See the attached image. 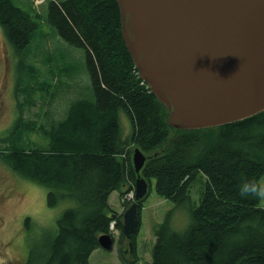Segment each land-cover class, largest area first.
I'll return each mask as SVG.
<instances>
[{"label": "trees", "instance_id": "trees-1", "mask_svg": "<svg viewBox=\"0 0 264 264\" xmlns=\"http://www.w3.org/2000/svg\"><path fill=\"white\" fill-rule=\"evenodd\" d=\"M44 2L41 16L30 2L24 10L12 0H0V28L19 55L21 71L15 87L20 114L9 132L0 135V159L46 188L49 207L66 205L55 237L43 243L42 263L90 264L98 238L109 234L113 219L118 241L124 238L134 250L138 228L125 237L124 212L117 214L108 204L112 192L122 196L135 186L133 147L147 155L139 173L147 191L153 185L159 197L183 205L191 218L187 228L177 232L173 209L165 214L155 231L149 264H264L262 198L240 194L247 181L263 189L264 111L218 127L175 129L166 121L165 107L138 76L122 40L116 0ZM40 22L53 30L52 36L85 55L89 91L69 102L58 121L50 110L42 111L41 122L22 116L37 99L44 103L49 80L55 77L54 67L48 70L47 64L58 51L51 56L43 50L46 70L34 64L40 61L27 59L39 53L46 40ZM55 67L67 78L76 71L61 60ZM121 113L127 117L128 134L122 131ZM195 184L200 187L193 200Z\"/></svg>", "mask_w": 264, "mask_h": 264}, {"label": "water", "instance_id": "water-1", "mask_svg": "<svg viewBox=\"0 0 264 264\" xmlns=\"http://www.w3.org/2000/svg\"><path fill=\"white\" fill-rule=\"evenodd\" d=\"M122 40L137 70L167 110L169 126L199 130L264 111V0H116ZM145 156L132 153L134 202L122 234L139 226V176ZM110 250V234L98 238Z\"/></svg>", "mask_w": 264, "mask_h": 264}, {"label": "rangeland", "instance_id": "rangeland-1", "mask_svg": "<svg viewBox=\"0 0 264 264\" xmlns=\"http://www.w3.org/2000/svg\"><path fill=\"white\" fill-rule=\"evenodd\" d=\"M12 1L24 10L28 9L30 2L33 9L41 16L44 13L43 3L45 0ZM39 31L46 37L40 47L41 54L39 52L27 59L31 58L33 62L40 61L39 64L36 62L34 64L46 70L44 66L47 58L41 57L43 50L48 49L51 56L58 51L50 59L51 64H47L48 70L50 65L54 67L52 71L55 77L49 80L50 90L44 96V103L41 99H37V105L35 104V107H31L30 111L21 115L26 119L28 117L41 122L43 120L42 111L50 110L51 118L58 121L64 118L69 102L83 95L85 97L89 91L90 84L85 69V55L81 49L70 47L59 40L58 36H52L53 30L50 27L47 28L42 22H40ZM57 60L73 64L76 69L75 73L69 78L63 75L59 76L57 67H55ZM20 72L19 55L8 44L0 28V135L9 132L18 118L17 115L20 114L15 97V87ZM81 92L82 95H78ZM50 97L52 100L49 99ZM37 112L42 113L35 117ZM121 127L124 134L129 133V124L124 113H121ZM38 137L40 138L39 135ZM31 140L36 141L37 135L32 134ZM41 140L43 141V139ZM130 149L132 157L135 148L131 147ZM261 185L264 189V176ZM199 187V184H195L191 189L193 200L198 196ZM46 194V188L20 176L0 159V264H27V261L30 264H43V243L55 237L57 220L66 208V205L63 204L62 206L49 207L46 203ZM123 196L118 199L117 193L116 200H111L112 203L116 202L112 207L115 212L121 208ZM120 200L121 202H119ZM133 202L134 199L129 201L128 207ZM140 203L141 213L134 250L124 238L120 243L118 232L114 230L112 248L105 250L99 246L93 250L88 259L90 264H149L156 228L169 210L173 209L172 227L174 231L183 232L189 225L191 218L184 206L176 207L172 201L159 197L155 193L153 185ZM259 206L264 208V198L260 201Z\"/></svg>", "mask_w": 264, "mask_h": 264}, {"label": "clouds", "instance_id": "clouds-1", "mask_svg": "<svg viewBox=\"0 0 264 264\" xmlns=\"http://www.w3.org/2000/svg\"><path fill=\"white\" fill-rule=\"evenodd\" d=\"M249 193L264 198V189H258L254 181H247L240 188V194L242 196L248 195Z\"/></svg>", "mask_w": 264, "mask_h": 264}, {"label": "built area", "instance_id": "built-area-1", "mask_svg": "<svg viewBox=\"0 0 264 264\" xmlns=\"http://www.w3.org/2000/svg\"><path fill=\"white\" fill-rule=\"evenodd\" d=\"M134 199V194H133V190H130L129 192H127L123 197H122V202L124 205H127V203L131 200ZM121 201V200H120ZM109 231L110 232H114L115 230V221H111L109 223Z\"/></svg>", "mask_w": 264, "mask_h": 264}, {"label": "crops", "instance_id": "crops-1", "mask_svg": "<svg viewBox=\"0 0 264 264\" xmlns=\"http://www.w3.org/2000/svg\"><path fill=\"white\" fill-rule=\"evenodd\" d=\"M116 197H117V192L116 191H114V192H112L111 194H110V196H109V198H108V204H109V206H110V208L112 209V207L116 204V202L115 203H112L111 202V200L113 199V201H115L116 200ZM119 194H118V199H119ZM120 202V201H119ZM120 209L118 210V212H116L117 214H121V213H123L124 212V207L120 204ZM112 211H114L113 209H112ZM115 212V211H114Z\"/></svg>", "mask_w": 264, "mask_h": 264}]
</instances>
